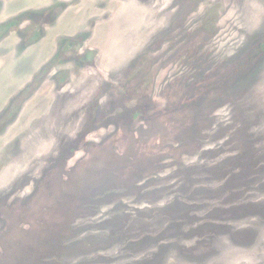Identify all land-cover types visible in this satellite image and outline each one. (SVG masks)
<instances>
[{
	"label": "rangeland",
	"instance_id": "obj_1",
	"mask_svg": "<svg viewBox=\"0 0 264 264\" xmlns=\"http://www.w3.org/2000/svg\"><path fill=\"white\" fill-rule=\"evenodd\" d=\"M0 264H264V0H0Z\"/></svg>",
	"mask_w": 264,
	"mask_h": 264
},
{
	"label": "trees",
	"instance_id": "obj_2",
	"mask_svg": "<svg viewBox=\"0 0 264 264\" xmlns=\"http://www.w3.org/2000/svg\"><path fill=\"white\" fill-rule=\"evenodd\" d=\"M210 63H211V67H214V66H215V64H214L213 61L210 60ZM212 70H214V68H212ZM204 91H205V90H204ZM205 94H206V92L204 93V92L201 91V93L198 94V97H197L198 99L196 98L195 101H198L199 99H203V98H205ZM188 97H190V96H188ZM232 97H233V96H232ZM237 140L240 141V143H241L242 145L245 144L244 136H243V135H239V136L237 137Z\"/></svg>",
	"mask_w": 264,
	"mask_h": 264
}]
</instances>
